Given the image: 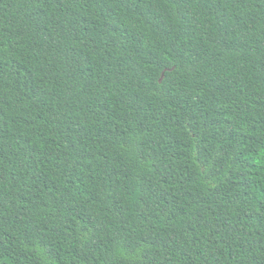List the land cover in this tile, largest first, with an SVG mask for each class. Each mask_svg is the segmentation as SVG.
Segmentation results:
<instances>
[{"label":"trees","instance_id":"trees-1","mask_svg":"<svg viewBox=\"0 0 264 264\" xmlns=\"http://www.w3.org/2000/svg\"><path fill=\"white\" fill-rule=\"evenodd\" d=\"M0 264H264V0H0Z\"/></svg>","mask_w":264,"mask_h":264},{"label":"water","instance_id":"water-1","mask_svg":"<svg viewBox=\"0 0 264 264\" xmlns=\"http://www.w3.org/2000/svg\"><path fill=\"white\" fill-rule=\"evenodd\" d=\"M161 79H162V77H161ZM161 79H160V80H161Z\"/></svg>","mask_w":264,"mask_h":264}]
</instances>
